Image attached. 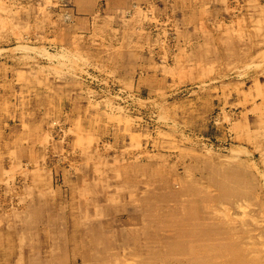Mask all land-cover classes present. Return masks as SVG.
Returning a JSON list of instances; mask_svg holds the SVG:
<instances>
[{
    "label": "rangeland",
    "instance_id": "obj_1",
    "mask_svg": "<svg viewBox=\"0 0 264 264\" xmlns=\"http://www.w3.org/2000/svg\"><path fill=\"white\" fill-rule=\"evenodd\" d=\"M75 263L264 264V0H0V264Z\"/></svg>",
    "mask_w": 264,
    "mask_h": 264
},
{
    "label": "bare ground",
    "instance_id": "obj_2",
    "mask_svg": "<svg viewBox=\"0 0 264 264\" xmlns=\"http://www.w3.org/2000/svg\"><path fill=\"white\" fill-rule=\"evenodd\" d=\"M133 7V6H132ZM135 7V6H134ZM132 9V8H131ZM117 11V10H116ZM61 127V126H60ZM61 129V128H60ZM182 249V248H181ZM77 262V261H76ZM76 264V263H75Z\"/></svg>",
    "mask_w": 264,
    "mask_h": 264
}]
</instances>
